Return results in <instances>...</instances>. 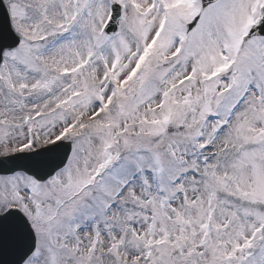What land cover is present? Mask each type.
Instances as JSON below:
<instances>
[{
  "label": "snow or ice",
  "instance_id": "obj_1",
  "mask_svg": "<svg viewBox=\"0 0 264 264\" xmlns=\"http://www.w3.org/2000/svg\"><path fill=\"white\" fill-rule=\"evenodd\" d=\"M0 264H264V0H0Z\"/></svg>",
  "mask_w": 264,
  "mask_h": 264
}]
</instances>
